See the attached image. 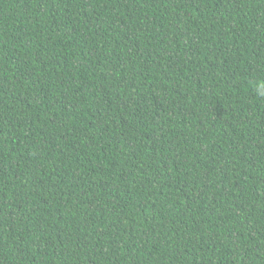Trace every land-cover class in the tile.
I'll list each match as a JSON object with an SVG mask.
<instances>
[{
  "label": "trees",
  "instance_id": "trees-1",
  "mask_svg": "<svg viewBox=\"0 0 264 264\" xmlns=\"http://www.w3.org/2000/svg\"><path fill=\"white\" fill-rule=\"evenodd\" d=\"M0 264H264V0H0Z\"/></svg>",
  "mask_w": 264,
  "mask_h": 264
}]
</instances>
